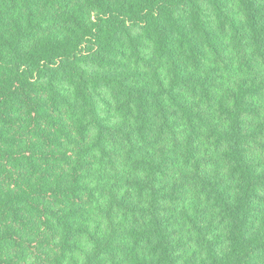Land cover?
I'll return each mask as SVG.
<instances>
[{"label":"trees","instance_id":"obj_1","mask_svg":"<svg viewBox=\"0 0 264 264\" xmlns=\"http://www.w3.org/2000/svg\"><path fill=\"white\" fill-rule=\"evenodd\" d=\"M0 264H264V0H0Z\"/></svg>","mask_w":264,"mask_h":264}]
</instances>
